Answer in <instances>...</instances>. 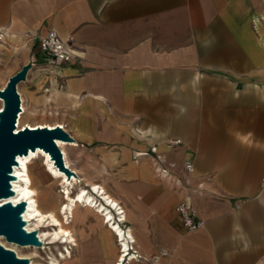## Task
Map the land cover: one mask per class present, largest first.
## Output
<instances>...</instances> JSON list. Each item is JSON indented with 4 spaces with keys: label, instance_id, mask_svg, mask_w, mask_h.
Listing matches in <instances>:
<instances>
[{
    "label": "crops",
    "instance_id": "1",
    "mask_svg": "<svg viewBox=\"0 0 264 264\" xmlns=\"http://www.w3.org/2000/svg\"><path fill=\"white\" fill-rule=\"evenodd\" d=\"M256 1L0 0L3 34L33 35L12 74L32 64L18 89L22 114L63 127L81 186H104L122 205L143 256L127 264H152L161 252L160 264H264ZM51 29L73 47L72 61H48L39 49ZM183 202L200 228L185 226ZM101 219L77 206V245L62 264L118 263V237Z\"/></svg>",
    "mask_w": 264,
    "mask_h": 264
},
{
    "label": "bare ground",
    "instance_id": "2",
    "mask_svg": "<svg viewBox=\"0 0 264 264\" xmlns=\"http://www.w3.org/2000/svg\"><path fill=\"white\" fill-rule=\"evenodd\" d=\"M0 39L14 40L18 44L21 43L20 36H17L15 33L13 35L10 33H1ZM21 83L18 85L19 90L21 87ZM6 86H0V89H4ZM3 108L4 99L0 97V111H3ZM35 125L36 124L31 123L28 119H26L25 114L21 113L19 115L17 123L18 130L26 126H29L33 129L39 126L43 127L42 125ZM57 142L63 151L66 165L71 168L66 152L67 143L61 140H58ZM40 158L43 160L46 171L51 173V175H53L54 177H57L63 187V190L61 192L64 201L60 204L58 211L53 209H45V207H48L50 205V200L44 203L41 200L40 191L35 187V180L33 178V175L31 174V166ZM17 161L18 162L14 166L13 170L15 178L12 180V188L14 194L4 200L11 201L14 204H17L21 201H26L27 208L23 214V218L26 221V229L28 231L36 230L38 233V237L43 243L62 244V248L58 251V254L52 258V264H62V262L68 256L72 255V246L75 244L77 245L74 230L68 225L73 219L75 209L80 204L94 209L102 217V223H106L111 228V230L115 232L117 237H121L125 245L127 244V237H134L132 233L133 230L131 231L123 225L126 222L125 210H122L124 208L117 199H115L110 193L106 191L104 186L95 183L92 185V187L89 188L81 186L80 178L78 175L68 177L65 172L61 171L56 166L55 161L51 157L50 153L41 148L31 150L29 154L26 155H19L17 157ZM76 186H80V189H77V191L74 190ZM42 227H50V230H42ZM0 244L16 251L19 257L22 256V253L18 249L19 247H31L30 245H20L15 242H9L4 236L1 235ZM30 264H34V262L31 261Z\"/></svg>",
    "mask_w": 264,
    "mask_h": 264
},
{
    "label": "water",
    "instance_id": "3",
    "mask_svg": "<svg viewBox=\"0 0 264 264\" xmlns=\"http://www.w3.org/2000/svg\"><path fill=\"white\" fill-rule=\"evenodd\" d=\"M32 64L28 63L9 78L4 89H0V97L4 99L3 111H0V235L7 241L20 245L40 246L42 241L36 230L28 231L23 214L27 202L17 204L4 200L14 194L12 180L14 166L19 155L29 154L31 150L41 148L50 153L56 166L68 177L77 173L65 163L64 154L58 140L66 143L74 138L60 125L17 129L19 114L22 113V99L18 85L27 79ZM18 131V132H16ZM0 264H30L27 257H19L16 251L0 244Z\"/></svg>",
    "mask_w": 264,
    "mask_h": 264
},
{
    "label": "rangeland",
    "instance_id": "4",
    "mask_svg": "<svg viewBox=\"0 0 264 264\" xmlns=\"http://www.w3.org/2000/svg\"><path fill=\"white\" fill-rule=\"evenodd\" d=\"M255 10L256 14H254L253 17L252 30L257 40H259L261 43H264V0L256 1ZM1 11L2 3H0V32L3 33V31H1ZM22 35V42L17 48L14 47L11 40H7L5 41L7 49L2 52L0 51V86L4 85L5 81L21 67L24 61L28 59L30 53L33 52L32 33L30 31H25L22 33ZM0 41H2V39H0ZM31 174L33 175V178L35 180V187L40 191L41 200L44 203L50 200V205L48 207H45V209H53L58 211L60 204L64 201L61 192L63 190V187L60 180L46 171L43 160L41 158L31 166ZM77 189L78 186H76L74 190L76 191ZM49 192L51 195L49 194ZM59 196L62 198H60ZM68 226L73 229L72 222ZM41 229L50 230V227H42ZM30 246L31 247H19L18 249L22 253V256L20 257H28L30 259V262L33 261L34 264H52V258L56 256L58 254V251L62 248V244L60 243L42 242V245L40 246Z\"/></svg>",
    "mask_w": 264,
    "mask_h": 264
},
{
    "label": "built area",
    "instance_id": "5",
    "mask_svg": "<svg viewBox=\"0 0 264 264\" xmlns=\"http://www.w3.org/2000/svg\"><path fill=\"white\" fill-rule=\"evenodd\" d=\"M39 49L43 52L48 61L63 63L70 62L75 58L73 47L68 44L55 29L49 30L45 35L39 38ZM186 167L189 171H193L194 163L187 161ZM178 211L183 218L185 226L189 230H196L202 226L203 221L196 215L188 203H181L178 206ZM123 225L125 226V223ZM127 229L129 228L127 227ZM118 243L120 245V258L117 264H127L132 259L143 257L136 247L135 237H127L126 245L121 237H118ZM163 255H165V253L161 252L152 256V264H160Z\"/></svg>",
    "mask_w": 264,
    "mask_h": 264
}]
</instances>
